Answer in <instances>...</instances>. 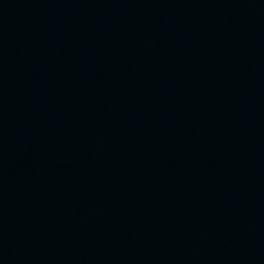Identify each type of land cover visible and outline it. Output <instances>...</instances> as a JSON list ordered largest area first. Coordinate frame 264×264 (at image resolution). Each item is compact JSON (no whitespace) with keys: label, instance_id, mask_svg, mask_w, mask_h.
Wrapping results in <instances>:
<instances>
[{"label":"water","instance_id":"95a60500","mask_svg":"<svg viewBox=\"0 0 264 264\" xmlns=\"http://www.w3.org/2000/svg\"><path fill=\"white\" fill-rule=\"evenodd\" d=\"M0 264H264V0H0Z\"/></svg>","mask_w":264,"mask_h":264}]
</instances>
